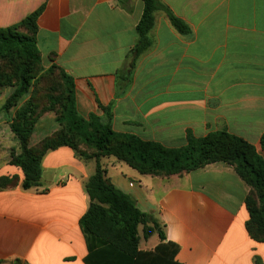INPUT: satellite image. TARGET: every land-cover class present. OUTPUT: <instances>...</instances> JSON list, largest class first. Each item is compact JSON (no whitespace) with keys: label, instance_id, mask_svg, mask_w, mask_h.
Returning a JSON list of instances; mask_svg holds the SVG:
<instances>
[{"label":"crops","instance_id":"crops-1","mask_svg":"<svg viewBox=\"0 0 264 264\" xmlns=\"http://www.w3.org/2000/svg\"><path fill=\"white\" fill-rule=\"evenodd\" d=\"M192 30L178 33L155 15L153 47L137 64L128 92L117 97V73L127 66L142 18V0L129 13L117 0H0V29L39 12L36 40L45 68L74 78L77 108L87 118L112 107V128L168 149L226 131L264 158V0H161ZM10 114H0V261L10 264H85L89 251L80 220L91 200L86 184L95 159L69 146L42 159L41 186L25 190L12 163L21 153ZM110 182L138 209L157 219L179 264L264 262V242L247 230L252 187L225 162L182 175L144 174L116 157H102ZM140 228V232H141ZM159 230L141 237L140 250L161 244ZM141 236V235H140Z\"/></svg>","mask_w":264,"mask_h":264},{"label":"trees","instance_id":"trees-1","mask_svg":"<svg viewBox=\"0 0 264 264\" xmlns=\"http://www.w3.org/2000/svg\"><path fill=\"white\" fill-rule=\"evenodd\" d=\"M117 1L129 13L133 11L132 6H128L130 0ZM142 1L144 10L137 26L136 44L127 57V66L117 73V97L128 92L139 59L153 47L151 33L155 28L157 12H164L171 25L181 35L189 36L192 33L189 25L178 18L161 0ZM39 15L40 11L29 16L21 24L0 29V57L13 54L24 62L19 70L20 84L4 104V110H8L27 93L32 80V67L35 63L42 62L35 36ZM51 69L59 72L66 88L64 113L58 121L66 125L68 138L50 144L48 142L53 140L48 138L37 147L30 148L29 132H26L27 129L19 130L15 125L16 121L28 124L29 110L25 108L11 124V130L21 149L18 156L13 154L12 163L22 169L25 176L22 187L29 190L41 186L42 159L50 150L69 146L79 157L96 160V171L86 184L91 205L80 220L89 251L84 260L85 264H179L174 260L178 248L171 243H165L166 236L158 220L141 212L131 197L110 182L101 163V158L107 156L123 160L141 173L165 176L190 173L217 162L233 165L252 187L248 199L250 220L247 230L254 240L264 242V158L257 153L254 146L226 131L211 133L204 138H196L189 133L187 145L180 149H168L157 143L143 141L134 135L118 134L112 128L111 106L101 107L106 114L105 121L95 114L83 117L77 108L74 78L58 66ZM214 140L232 141L235 147L231 148L232 151L224 149L219 143L216 145ZM218 146L226 153L230 152L231 156L228 159L212 156V151ZM261 146L264 149V134L261 137ZM15 179L0 178V189L13 187ZM140 228L144 239H150L159 230L161 244L155 250H140ZM3 263L5 262L0 261V264ZM9 263L26 264L20 260ZM254 263L264 264L258 256L255 257Z\"/></svg>","mask_w":264,"mask_h":264},{"label":"rangeland","instance_id":"rangeland-1","mask_svg":"<svg viewBox=\"0 0 264 264\" xmlns=\"http://www.w3.org/2000/svg\"><path fill=\"white\" fill-rule=\"evenodd\" d=\"M24 62L16 55L10 54L0 57V114L11 116V124L25 108L29 110L28 124L16 121L15 125L19 130L29 132V147L35 148L46 139L53 140L50 143L64 141L68 138L66 125L59 118L63 116L65 104V85L62 82L57 70L45 68L43 63H35L32 67V80L27 93L19 98L8 110L3 106L19 86V70ZM22 114V113H21ZM10 124V127H11ZM24 125V127L22 126ZM58 135V138H57ZM57 138V139H56ZM216 145H221L224 149L235 147L234 142L215 141ZM220 146L212 151L211 155L215 158H229L231 156L223 151ZM140 235L144 242L143 232Z\"/></svg>","mask_w":264,"mask_h":264}]
</instances>
